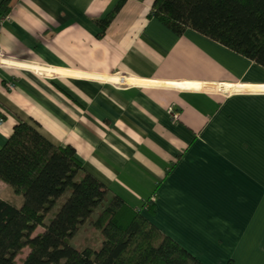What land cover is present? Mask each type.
Segmentation results:
<instances>
[{"label":"crops","instance_id":"crops-1","mask_svg":"<svg viewBox=\"0 0 264 264\" xmlns=\"http://www.w3.org/2000/svg\"><path fill=\"white\" fill-rule=\"evenodd\" d=\"M154 1L0 0V147L27 122L204 264H264V67Z\"/></svg>","mask_w":264,"mask_h":264},{"label":"trees","instance_id":"trees-1","mask_svg":"<svg viewBox=\"0 0 264 264\" xmlns=\"http://www.w3.org/2000/svg\"><path fill=\"white\" fill-rule=\"evenodd\" d=\"M150 16L178 34L193 29L264 67V0H155ZM7 186L23 201L0 198V264H204L121 197L109 198L73 147L56 146L27 122L16 124L0 147V189ZM87 223L101 244L73 245Z\"/></svg>","mask_w":264,"mask_h":264},{"label":"rangeland","instance_id":"rangeland-1","mask_svg":"<svg viewBox=\"0 0 264 264\" xmlns=\"http://www.w3.org/2000/svg\"><path fill=\"white\" fill-rule=\"evenodd\" d=\"M6 188H8L10 198H7L6 193L1 191L4 188L0 189V194H2V197L9 199L11 202L15 201L16 198H22L20 195L16 194L10 187L7 186ZM69 193L70 191L67 190L63 194V196L57 201L56 205L53 207V209L47 216V221H49L54 216V214L58 211L61 204L66 200ZM98 211L99 210H97L93 214V218L96 217ZM98 237H99V234L95 232L94 229H92L91 223H87L81 228V230L77 233L76 238L74 237L72 241L78 243V245L80 246L82 245L99 246L101 244V239H99Z\"/></svg>","mask_w":264,"mask_h":264},{"label":"built area","instance_id":"built-area-1","mask_svg":"<svg viewBox=\"0 0 264 264\" xmlns=\"http://www.w3.org/2000/svg\"><path fill=\"white\" fill-rule=\"evenodd\" d=\"M4 17L0 16V24L4 21ZM175 116H177V114H175ZM3 119L0 118V123H2Z\"/></svg>","mask_w":264,"mask_h":264}]
</instances>
